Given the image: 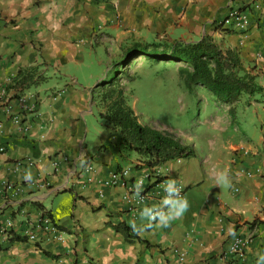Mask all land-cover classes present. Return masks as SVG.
Segmentation results:
<instances>
[{"label": "crops", "instance_id": "0c3cea01", "mask_svg": "<svg viewBox=\"0 0 264 264\" xmlns=\"http://www.w3.org/2000/svg\"><path fill=\"white\" fill-rule=\"evenodd\" d=\"M252 5L251 0H0V88L17 109L18 91L7 88L11 78L28 67L43 78L23 91L36 108L22 111L20 125L1 119L0 221L12 219L10 237L21 236L27 220L45 209L63 233L50 240L41 234L35 242L0 236V264H264V0L258 9ZM231 7L251 12L247 30L221 25ZM131 31L179 32L187 35L185 42L208 36L220 48L235 50L263 88L230 104L208 92L206 103L211 99L214 109L204 108L205 133L184 143L194 154L160 165L168 185L181 182L183 195L152 222L145 204L135 215L129 210L121 184L80 180L86 161L95 166V178L129 167L134 183L149 172L137 153L120 148L119 134L100 112L102 127L90 132L89 126L98 103L94 87L102 79L86 58L96 55L98 65L109 66L107 43H101L105 34L120 43ZM6 181L16 194L4 191ZM118 223L130 228L129 237L113 228ZM237 235L251 237L240 257L228 253Z\"/></svg>", "mask_w": 264, "mask_h": 264}, {"label": "trees", "instance_id": "16d2710c", "mask_svg": "<svg viewBox=\"0 0 264 264\" xmlns=\"http://www.w3.org/2000/svg\"><path fill=\"white\" fill-rule=\"evenodd\" d=\"M159 46L155 43H133L124 53L127 58L144 55L154 60L160 58L182 62L179 72L186 89L192 91L202 87L221 103L230 104L242 94L254 95L263 90L255 81V76L244 68L235 50L220 48L208 36L193 42L176 40L162 45L163 49L158 52ZM117 79V75L113 74L109 80H101L100 84L105 86L99 98L105 104V113H100V116L119 134L120 148L137 153L148 167L192 156L194 150L183 144L172 132L139 122L132 107L127 104L122 88L117 85ZM42 80L35 67L21 68L11 78L7 88L23 93ZM233 111L232 107L229 108L230 115ZM113 228L126 237L130 236V228L124 223L114 224ZM23 238L14 236L11 239Z\"/></svg>", "mask_w": 264, "mask_h": 264}, {"label": "rangeland", "instance_id": "374dc122", "mask_svg": "<svg viewBox=\"0 0 264 264\" xmlns=\"http://www.w3.org/2000/svg\"><path fill=\"white\" fill-rule=\"evenodd\" d=\"M127 34L120 43L110 34H105L107 37L102 42L100 39L96 40L95 45L103 41L107 43L104 55L109 57V66L104 63L98 65L99 57L96 55L87 57L86 64L97 68L101 79L109 80L113 74L117 75V85L122 88L127 104L137 113L141 123L162 131H170L183 144L197 142L196 137L205 133V125L201 124L207 116L204 108L214 109L211 99L209 105L206 103L210 97L208 92L200 87L192 91L186 89L179 72L182 62L160 58L154 60L144 55L127 58L124 53L133 43L159 44V52L163 49L162 45L183 40L188 38L187 35L165 31H131ZM104 86L100 84L94 87V99L98 103L94 105L95 116L89 122L90 132H95V126L102 127L99 112L105 113V104L99 97Z\"/></svg>", "mask_w": 264, "mask_h": 264}, {"label": "built area", "instance_id": "2783aa9c", "mask_svg": "<svg viewBox=\"0 0 264 264\" xmlns=\"http://www.w3.org/2000/svg\"><path fill=\"white\" fill-rule=\"evenodd\" d=\"M252 6L258 9L261 0H251ZM251 23V12L242 7H231L228 9L225 17L221 21V25L230 28L240 29L245 31L248 29ZM264 28V21L260 24ZM39 98L36 95L35 100ZM17 109L10 102V98L7 96L6 90L0 88V128L2 126V117L7 116L11 119L12 123L15 125L21 124V114L24 110H34L36 108V102L34 101L32 105L26 103V95L24 93L17 94L16 97ZM36 111V110H35ZM4 150L3 146H0V152ZM62 160H67L66 155L59 156ZM178 159V158H177ZM142 161H144L142 159ZM59 159L54 160L53 165L57 166ZM31 165L33 162L28 161ZM17 166L23 165L21 161H18ZM143 165L144 162H143ZM161 165V164H160ZM160 165L154 167H148L149 172L140 177H136L134 183L131 182L132 173L131 168H119L116 170H111L106 177L95 178L93 175L96 172L93 163H84V176L82 182H90L95 180L103 186H114L121 184L125 187L124 194L122 198L129 204V210L135 215L140 205L145 204L148 206V218L149 221H155L164 211L168 208L171 201L181 198L183 195L184 187L181 182L176 183L172 186L168 185L166 182V175L163 174V169ZM258 172V168L255 169ZM246 176L250 177L253 171H246ZM11 191L13 194L18 192L17 188L9 181H6L4 185V191ZM235 191L238 190L236 187ZM103 193L100 192V196ZM12 219H8L7 223L0 221V236L1 239L7 240L11 236V232L7 227H11ZM27 226L23 230L22 235L30 241H38L41 234H44L47 240L50 239H61L62 231L59 229L58 224L53 220L47 210H40L38 214L27 220ZM251 237L250 235L240 236L237 235L232 239L231 245L228 249V253L235 254L236 256H242L244 252V247L249 243Z\"/></svg>", "mask_w": 264, "mask_h": 264}]
</instances>
